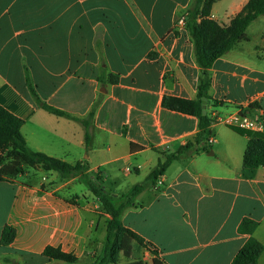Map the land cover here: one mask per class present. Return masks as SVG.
<instances>
[{"label": "crops", "instance_id": "crops-1", "mask_svg": "<svg viewBox=\"0 0 264 264\" xmlns=\"http://www.w3.org/2000/svg\"><path fill=\"white\" fill-rule=\"evenodd\" d=\"M199 1L0 0V105L24 120L32 150L86 163L120 197L193 143L122 214L156 251L141 253L145 264H231L251 236L264 244V166L253 178L242 170L250 136L218 124L197 141L199 118L163 106L165 95L197 97L202 69L176 23ZM248 1L216 0L206 17L228 26ZM247 36L209 68L207 115L264 109V14ZM36 97L76 117L94 109L90 141L78 120ZM109 219L77 177L29 167L0 180V264H64L44 255L47 246L90 264ZM244 219L258 223L252 234L240 230ZM5 227L15 236L3 244Z\"/></svg>", "mask_w": 264, "mask_h": 264}, {"label": "trees", "instance_id": "trees-1", "mask_svg": "<svg viewBox=\"0 0 264 264\" xmlns=\"http://www.w3.org/2000/svg\"><path fill=\"white\" fill-rule=\"evenodd\" d=\"M215 1L204 0L203 8L200 9L203 2V0H200L188 12L186 22V30L194 44L196 62L202 69L197 97L195 99H187L165 95L163 98V106L181 113L196 115L199 118L200 132L197 135V141L204 138L210 123L209 116L207 114L204 115L202 112V98H209V90L211 87L209 68L215 60L232 49L238 42L247 40L248 26L264 14V0H249L242 11L231 20L228 26H220L214 20L206 17L209 15L210 8ZM200 16H203L201 20H199ZM36 100L40 106L56 115L67 116L78 120L85 130L86 143L90 141L91 133L88 121L90 118L92 119L94 109L86 117H76L43 102L38 97H36ZM23 122L24 120L22 118L0 105V149L9 150L5 155L0 152V180L5 177H16L18 174L23 173L21 167L24 164L28 165V168L39 165L45 170L56 171L62 179L77 177L99 200L106 214L110 216L107 223V240L90 264H117L122 243L125 241H135L139 245L147 247L148 245L145 243L144 238L123 223L122 214L131 203V197L137 192L153 186L172 161L179 154L190 149L193 143L189 142L181 146L177 152L166 155L165 159L159 161L158 165L148 174L145 182L135 185L131 193H125L120 197H115L100 183V177L98 175L92 178L91 174L87 172L88 166L86 163L77 162L72 164L60 158L32 150L27 145L21 133ZM233 129L241 134L250 136L244 154L242 170L245 177L253 178L256 175L257 169L260 166H264V134L238 128ZM257 224V222L250 219H244L239 228L242 232L252 234ZM14 236L15 229L5 227L1 242L3 244L9 243ZM152 252L155 253L156 251L153 249ZM263 252L264 244L254 236H251L238 251L231 264H257ZM44 255L55 260H61L65 262L64 264H75L77 260L74 255L52 246L45 248ZM154 263L162 264L157 258H154ZM127 264L145 263L141 260H135Z\"/></svg>", "mask_w": 264, "mask_h": 264}, {"label": "built area", "instance_id": "built-area-1", "mask_svg": "<svg viewBox=\"0 0 264 264\" xmlns=\"http://www.w3.org/2000/svg\"><path fill=\"white\" fill-rule=\"evenodd\" d=\"M187 18L188 13L182 14L177 19V27L186 29ZM209 118V126L221 124L231 128H238L254 133L264 134V109H259L258 113L255 115L248 113L243 105H239L234 111L224 114L216 109H213ZM214 141V137L211 136L209 142L212 143Z\"/></svg>", "mask_w": 264, "mask_h": 264}, {"label": "rangeland", "instance_id": "rangeland-1", "mask_svg": "<svg viewBox=\"0 0 264 264\" xmlns=\"http://www.w3.org/2000/svg\"><path fill=\"white\" fill-rule=\"evenodd\" d=\"M8 151L9 150L0 149V152L3 155H5V153H7ZM27 168H28V165L24 164L21 167V170L24 172L26 171ZM147 249L149 252L153 253L152 252L153 249L151 247H148V246L143 247L135 241H125L122 243L121 252H120V256H119L117 264H127L135 260H141L142 262H144L146 261V258H145V255H143L141 258V253L143 252V254H145V250ZM263 263H264V253L262 255V258H260V264H263Z\"/></svg>", "mask_w": 264, "mask_h": 264}, {"label": "water", "instance_id": "water-1", "mask_svg": "<svg viewBox=\"0 0 264 264\" xmlns=\"http://www.w3.org/2000/svg\"><path fill=\"white\" fill-rule=\"evenodd\" d=\"M206 103H207V97H203L202 98V109H203V114L206 115L207 114V110H206ZM107 191V190H105Z\"/></svg>", "mask_w": 264, "mask_h": 264}]
</instances>
